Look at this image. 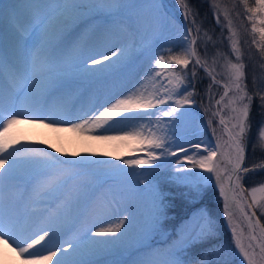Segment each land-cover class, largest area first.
I'll use <instances>...</instances> for the list:
<instances>
[{"label":"snow or ice","instance_id":"snow-or-ice-1","mask_svg":"<svg viewBox=\"0 0 264 264\" xmlns=\"http://www.w3.org/2000/svg\"><path fill=\"white\" fill-rule=\"evenodd\" d=\"M93 2L102 14L107 13L111 17L106 20L108 25L106 31L113 37L120 35L122 26L136 33L147 34L154 32L159 23L156 17L146 15L143 11H137L134 22L129 23L131 17L120 16L116 11L125 4V0H93ZM145 2L154 3L155 0H145ZM242 2L247 13L250 14L247 16L249 21L264 12V0H256L255 7L248 6L247 0H242ZM175 3L184 21L181 26L182 31L181 28L175 29L176 42L170 43L167 49L159 46V50L152 53L149 61L138 73L135 82L124 92L117 93L105 101L104 105L99 106L103 109V111L97 109L99 115L95 111H89L83 115L73 116L72 119H65L62 117L71 115L66 107L63 111L60 109L65 82L75 75L92 78L102 73L105 68L112 67L122 60L125 55L124 48L120 45H113L115 50L110 48L108 53H99L98 56L89 55L84 51L73 54V50L78 46L66 45L63 33L69 21L75 18L77 6L74 0H0V112L4 111L6 99L11 102V111L8 115L0 116V128L6 130L9 126L18 123L20 118H27L37 123H48L50 126L70 124L71 127L82 131H92L88 127L90 123L96 124L98 128L104 124L108 125L104 129L105 132L122 131L125 136L135 137L146 146L147 150L143 157L123 159L121 165L111 166V173L113 176L126 173L135 177L134 181H129L130 192L134 196L147 193L150 197V204L146 205L145 212L139 213L135 206L126 207L110 217V226L96 225L94 230L89 229L85 239L90 242L93 249L108 245L122 246L129 240L146 238L152 232L159 230L167 217L168 206L165 203L166 197L162 189L154 184L156 180L154 174L158 169L175 163L177 167L170 174L175 177V180L199 181L194 185L188 184L194 196L200 194L205 181L212 184L214 179V187L218 188V194L223 198L229 223L237 213L244 221H247L239 232L236 227H232L231 231L235 247L242 254L243 260L247 261V264H254L253 256L257 247L259 254L264 256V243L258 245L252 243L257 239L253 233L257 227L264 232V227L260 226V218L253 209H264V204L256 198L255 194L258 189L256 187L248 189L241 181L244 179V174L258 169L264 170V163L251 167L244 166L246 143L252 125L250 109L254 99H258L259 108L264 110V86L256 87V81L253 79L256 90L253 94H249L247 84L242 85L241 83L244 76V65L242 63L231 65L235 72L233 86L220 85L224 88V95L216 100V104L221 105L229 93H232L228 100L229 120L226 122L223 115H220L218 120L224 134L228 136L227 141L222 143V137L217 136L215 128H212L214 144L188 142L190 148L195 149L200 155L199 161L193 165V167L198 165L203 170L200 172L180 166L182 162L179 153L181 152L184 153L185 161L193 160V157L189 155L190 148L185 147V144L181 142L183 137L178 136L176 131L182 118L191 114V105L195 104L194 100L189 99L194 94V84L184 85V80L189 77L186 74L178 77L177 87L173 92L164 88L163 93L152 98L138 94L145 78L155 79L158 75L157 68L164 62V53L167 52L171 60L174 51L181 50L187 58H175L176 65L187 69L192 63L191 58H195L191 76L193 78L196 76L195 68L199 66L212 81L209 89L213 85H219L215 76L205 67L207 61L202 63L200 54L194 47L197 40L192 38L193 28L188 26L191 15L188 5L185 0H175ZM6 15L8 17L7 30L5 29ZM191 23L195 24V20L192 19ZM259 23L264 25V19H260ZM252 30L261 32V39H264V27L257 29L254 22ZM255 42L253 40V43ZM232 51L236 60L239 61L240 54L235 42ZM204 54L207 55L206 42ZM105 61L108 63L105 64ZM97 65L100 67H96ZM161 87L164 86L161 85ZM173 95L181 99L172 101ZM55 97L58 99L54 100ZM17 104H19V110H17ZM181 104L189 107L181 110L179 107ZM161 105L164 107H160ZM220 111L222 108L213 112L212 115L215 117L220 114ZM125 113H131V115H124ZM158 113H162L169 119L160 121ZM113 117H121V119L113 122ZM129 120L138 122L142 130L129 132L124 128L114 129L113 123L121 124ZM160 123H163V128L158 127ZM208 124L211 127L212 121L209 120ZM157 132H162L163 135H157ZM170 137H175V139H170ZM98 138L117 137L101 135ZM258 143L261 151H264V120L258 128ZM9 148V144L0 141V169H3L0 171V239H4L5 242L10 241L15 245L20 256L32 261H52L56 257L55 264H87L83 260L74 258L80 251L78 244L71 241L57 242L61 237L51 224L25 233L23 238H21L19 228L25 217L30 215L27 211L28 207L49 203L47 197H53V202L63 198L69 206L89 205L92 202V195L86 191L88 186L74 185L72 182L77 177L87 174L83 170L100 163L110 162L91 160L88 157L61 158L44 149L38 151L14 149L10 152ZM173 156L176 157L175 161L171 160ZM17 168L32 172L30 184H34L33 190L39 194V200L24 203L14 195H4L5 182H9L10 191L13 187L11 182L19 179L15 175ZM259 190L264 191V183L261 184ZM248 197H251L250 203L247 202ZM261 216H264V212ZM185 226L180 227L181 232ZM245 227L248 230L250 241L247 247L241 242ZM41 242L50 245V247L42 246L46 255L41 254L37 249V246H41ZM33 249L37 250L32 251ZM68 249L72 251L69 252ZM249 249L252 251L250 252ZM139 264H180V261L169 258L158 261L143 260ZM198 264H211V262L201 258Z\"/></svg>","mask_w":264,"mask_h":264},{"label":"bare ground","instance_id":"bare-ground-1","mask_svg":"<svg viewBox=\"0 0 264 264\" xmlns=\"http://www.w3.org/2000/svg\"><path fill=\"white\" fill-rule=\"evenodd\" d=\"M74 2L77 6L75 18L69 21L63 33L66 45L75 44L78 46L73 50V54L84 51L89 55L98 56L99 53H108V50L113 48V45H120L124 48L125 55L119 63L105 68L102 73H98L95 77L86 78L75 75L65 82L64 96L60 109L63 111L66 107L71 113L67 117H62L65 119H71L73 116L83 115V113L89 111H95L99 115V111H103L102 108H99L100 105H104L105 101H108L117 93L124 92L125 89L135 82L138 73L149 61L152 51L158 44L160 45L164 42L165 36L177 38L175 31L177 26L175 23L167 15H160L152 5V2L125 0V4L116 11L119 12L120 16L131 17L129 23L134 22L137 11H143L146 15L156 17L159 23L154 32L147 34L143 32L136 33L132 29L122 26L120 35L115 37L106 31L108 27L106 20L111 19V17L107 13L102 14L98 7L94 5L93 0H74ZM7 27L8 17L6 15V30ZM113 50L115 49L113 48ZM104 63L107 64L108 62L105 61ZM96 67L100 66L97 65ZM164 71L162 66H158L156 78H145L138 94L144 95L146 98H152L163 93L164 88H167L169 92H173L176 87V79ZM161 85L164 87H161ZM53 99L56 100L58 97ZM174 100L173 95L172 101ZM7 102L11 103L9 100ZM173 106L176 107L175 104ZM160 107L163 108L164 106L161 105ZM179 107L183 110V108L189 106L181 104ZM17 110H19V104H17ZM124 115L130 116L131 113H125ZM158 117L160 121L169 119L164 117L162 113H158ZM85 118L87 119L88 117ZM120 119L121 117H113V122ZM192 119V115H186L178 125L182 126L188 122L192 123ZM75 122L78 123L79 121ZM88 127L92 131H82L79 128L71 127L70 124L50 126L48 123H37L27 118H20L18 123L9 126L6 130L0 128V141L10 145V152L14 149H20L21 151L25 149L34 151L44 149L50 152L56 151L57 154L55 155H59L61 158L73 159L79 157L69 152L72 149H80L84 153L81 157L110 162L100 163L83 170L87 174L77 177L72 182L74 185L88 186L86 191L92 195V202L89 205L69 206L63 198L53 202V197H47L46 199L50 200L47 203L49 204L47 211L43 209L44 204L29 206L27 211L30 215L25 217L19 228L21 238H23L25 233L35 231L42 226L47 227L54 221V224L51 225L61 237L57 242L71 241L78 244L83 253L81 255L76 254L74 258L83 260L87 264H139L143 260H160L155 250L163 246L158 240L141 244L144 240L139 238L129 240L122 246L113 247L108 245L100 249H93L90 242L85 239L88 230H94V226H110V217L114 213L132 206H135L138 213L145 212L146 205L150 204V197L147 193L134 196L130 192L131 185L128 180L130 175L121 173L119 176H113L111 173V166L121 165L123 159L143 157L147 150L146 146L135 137L125 136L122 131L105 132L104 129L108 125L101 124L98 128L96 124L90 123ZM113 127L114 129L124 128L129 132H140L142 130L138 122L131 120L124 121L121 124L113 123ZM158 127L163 128V123H160ZM157 133L160 135L162 132ZM101 135L117 138H98ZM192 135L195 138H200V135ZM172 139H175V137ZM188 141L189 139L187 138L184 142L183 140L181 142L185 144V147L190 148ZM190 142L194 143L195 141L190 140ZM88 152L90 155L86 154ZM192 153L193 151L190 148L189 155L193 157ZM194 155L200 158L196 150H194ZM179 156L181 160L184 159V153H179ZM171 160H176V157H171ZM0 171H3V169H0ZM199 171L203 170L199 168ZM15 175L19 179L11 182L13 187H11L10 191L9 182H5L4 195H14L24 203H30L35 198L38 200L39 194L33 190L34 184H30L32 172L17 168ZM111 183L120 186V189L112 191L109 187ZM111 204L113 206L112 209ZM104 206H109L110 211H106ZM107 212L111 213L108 216L106 214L105 217L104 214ZM24 231L26 232L23 233ZM169 237L171 236L168 235L167 238ZM42 246L50 247V245H46V242H41V246H37L41 254L46 255L47 253L43 251ZM68 251L71 252L72 249H68ZM55 260L56 257L52 261H32L20 256L15 245L10 241L5 242L4 239H0V264H55Z\"/></svg>","mask_w":264,"mask_h":264},{"label":"rangeland","instance_id":"rangeland-1","mask_svg":"<svg viewBox=\"0 0 264 264\" xmlns=\"http://www.w3.org/2000/svg\"><path fill=\"white\" fill-rule=\"evenodd\" d=\"M185 3L188 5V11L191 14L190 19L195 20V24L190 23V25L191 28H193L192 38L197 40L195 47L200 54V59L202 63L205 60L207 61L205 67L215 76L217 81H220V83L219 85H213L211 89H209V85L212 81L199 66L195 68L196 76L193 78L191 73L195 58H191L192 63L187 69H182L181 66L176 65L174 62L175 58H187L182 50L174 51L171 60L169 54L167 52L164 53L165 59L161 66L165 70V73L175 77V86L177 87L178 77L185 74L189 79L184 80V85L191 83L195 86L193 96L189 97V99L195 101V104L191 105L190 109V115H192L193 118L191 121L192 123L188 122L182 126L178 125L176 129L177 135L183 137V142L188 138V142L194 140V143L203 142L205 144H214L215 139L212 135V128H215L216 135L222 137L223 143L227 141L228 136L224 134L222 126L218 124V120L220 115L225 117L226 122L229 120L230 107L228 106V100L231 98L232 93H229V96L225 98L221 105H217L216 100H219L221 96L224 95V88L220 85L228 84L233 86L235 72L231 65L235 63H242L244 65V76L241 83L242 85L247 84V91L249 94H253L256 90L253 85V79L256 81V87L264 86V39H261V32H253L252 30L254 22L256 23L257 29L264 27V25L259 23L260 19H264V12L259 13L252 21H249L247 16L250 14L247 13L242 0H185ZM247 3L250 7L256 6V0H247ZM152 5L157 9L160 15H167L171 18L177 28H181L182 31L181 26L184 21L175 0H155ZM196 29H198V31H196ZM170 40H172V42H170ZM253 40L256 42L253 43ZM175 42L176 38L165 36L164 42L160 45L158 44L152 53L158 51L159 46H163L167 49L170 43ZM205 42L207 43L206 56L204 54ZM234 42L239 50V61L236 60V56L232 51ZM181 87H183V85H181ZM174 98L175 100L181 99V97L175 95ZM255 100L256 105L253 110L252 119L256 118L257 120L254 121V127L251 128L247 138L244 160V166L248 167L264 163V151H261L258 143V128L261 121L264 120V110L259 108V100ZM221 108L222 111H220V114L214 117L212 113ZM252 119L250 120L252 121ZM209 120L212 121L211 127L208 124ZM229 127H231L230 123ZM156 134L158 135V133ZM192 134L200 135V138H195ZM160 135H163V133H160ZM172 138L174 137H170V139ZM254 145H256L255 148L253 147ZM191 149L193 151V160L189 162L182 159L180 166L185 169L200 172L198 165L193 167L194 163L199 161L200 158L194 155L195 149ZM52 153L54 155L57 154L56 151ZM69 153L79 158L84 155L80 149H72ZM86 154H89V152ZM176 167L177 165L173 163L158 169L154 174L156 177L154 184L162 189L166 197L165 203L168 206L167 217L159 230L143 238L144 241L141 244L158 240L159 243L162 244L161 246H163L155 250L160 260L172 258L179 260L180 264H192V262L195 261V256L196 259L202 257L203 260L208 261V253L210 250L207 249L209 248V244H211L210 247H212L219 239L222 241L225 238V240L230 243V253L233 254L232 260L227 264H247V261L243 260L242 254H240L239 250L235 247V241L231 231L232 227H236L239 232L240 228L246 225L243 218L237 213L231 223H229L225 212L224 215L221 214L222 207L219 205L218 198L221 200L222 197L218 194V188L214 187V179L212 184L205 181L204 186L200 190V194L194 196L188 184L191 183L194 185L199 181L175 180V177L170 174L174 172ZM128 180L134 181L135 178L130 176ZM241 182L248 189L256 187L258 189L255 194L256 198L261 204H264V191L259 190L261 184L264 183V170L258 169L244 174V179ZM109 187L112 191L114 189H120V186L114 183H111ZM39 199L40 196H38V200ZM35 200H37V198H35ZM247 202H251V197H248ZM112 208L113 206L111 204V209ZM104 209L110 211L109 206H104ZM253 210L256 211L257 217L260 218V226L264 227V216H261L264 209L255 208ZM110 213L111 212L105 213V217L106 214L108 216ZM187 215H189V217L185 218V221H182L183 217ZM176 221H179V223ZM51 224H54V221ZM182 225L186 226L181 232L180 227ZM25 232L26 231L23 233ZM168 235L171 237L167 238ZM253 235H256L257 239L256 241H252V243L257 245L259 244L258 241L264 243V232H261L260 227H257ZM241 242L245 247H247L250 242L246 227L241 237ZM192 244L194 246L191 249H185L186 246ZM197 248L201 249L197 251L198 253H194L195 255L193 256V252ZM249 251L251 252L252 249H249ZM81 253H83V250H80L77 254L81 255ZM253 261L254 264H264V256L259 254L258 247L255 250Z\"/></svg>","mask_w":264,"mask_h":264},{"label":"trees","instance_id":"trees-1","mask_svg":"<svg viewBox=\"0 0 264 264\" xmlns=\"http://www.w3.org/2000/svg\"><path fill=\"white\" fill-rule=\"evenodd\" d=\"M255 99L253 101V104L251 106L250 109V119H252V114H253V110L255 107ZM257 119H252V125L251 128L254 127V121H256ZM229 242L227 240H225V238L221 241L220 239L217 241V243L210 247L211 244H209V248L207 250H210V252L208 253V261L211 262V264H227L228 262H230V260L233 258V254L230 253V249H229ZM201 248H197L194 252H193V256L198 253L197 251H199ZM203 251V249H202ZM195 253V254H194ZM231 255V256H230ZM202 257H198L196 259L195 256V261L192 262V264H198V261L201 259Z\"/></svg>","mask_w":264,"mask_h":264}]
</instances>
